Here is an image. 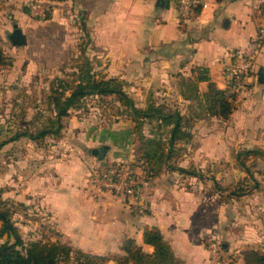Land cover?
<instances>
[{
    "label": "crops",
    "instance_id": "0c3cea01",
    "mask_svg": "<svg viewBox=\"0 0 264 264\" xmlns=\"http://www.w3.org/2000/svg\"><path fill=\"white\" fill-rule=\"evenodd\" d=\"M31 1L0 2V46L11 59L10 65L0 67V87L5 94L10 92L8 97L15 90L28 93L26 82L41 68L54 71L65 59L82 57V63L90 60L98 72L122 81L138 108L161 106L165 112H178L182 123L192 126V136L169 146L172 124L153 119L139 130L130 115L98 117L73 110L62 118L59 134L11 139L30 125L37 130L43 122H34V116L29 120L26 109L20 117L17 111L6 115L26 122L14 131L9 126L2 146L7 156L4 176L11 191L8 201L25 209L26 222L39 225L29 234L35 235L26 239L14 224L22 238L109 257L106 264H118L113 258L125 255L126 240L152 252L153 247L144 242L146 227L159 229L185 264H211L207 245L212 240L221 244L225 254H235L236 264L242 255L248 264L245 255L251 249L264 252V194L257 193L259 187L229 195L215 178L201 179L203 174L180 170L188 169L181 161L187 152H214L199 145L204 136L218 138L209 123H225L234 136L236 129H264V42L255 54L247 89L227 95L225 76L231 53L248 47L264 26V0H206L186 27L178 23L174 0H43L50 5L49 19L32 17ZM15 24L27 36L25 45H13L9 39ZM204 75L237 105L227 121L208 113L209 82L199 79ZM8 99L11 109L16 103L22 107L21 101ZM149 139L154 142H146ZM103 146L102 158L93 153ZM149 149L158 150L154 174L137 163ZM168 154L171 159L166 160ZM116 162L136 163V172L146 174L143 193L149 209L144 213L129 198L98 184L103 169ZM194 165L209 168L206 162L195 160ZM13 241L11 237L9 244Z\"/></svg>",
    "mask_w": 264,
    "mask_h": 264
},
{
    "label": "trees",
    "instance_id": "16d2710c",
    "mask_svg": "<svg viewBox=\"0 0 264 264\" xmlns=\"http://www.w3.org/2000/svg\"><path fill=\"white\" fill-rule=\"evenodd\" d=\"M50 13H48L45 19L50 18ZM7 64H11V59L5 55L3 48L0 46V67ZM65 74L62 76L57 75L50 80L48 90L42 97V101L35 105L34 122L37 119L39 123H42L40 117L46 115L43 112L46 113V109L50 112L45 117V121L40 124L41 126L36 131H32L31 125L27 128L25 127L20 131L19 135H15L11 139L21 135H29L33 139H41L47 134H59L63 128L62 118L68 116L72 109L79 108L84 99L94 97L104 98L107 96L113 97L120 106H124L125 109L120 110L122 114L136 118V129L141 130L146 121L151 122L153 119L161 120V123L166 125L172 124L171 135L168 137L169 146L174 145L180 140L187 141L192 136L189 130L191 127L187 123H182V117L178 112H165L161 107L155 106H149L145 109L138 108L133 98L124 89L122 81L98 72L90 60L76 65L72 72ZM199 79L209 82L205 101L208 113L212 116H217L223 121H227L237 108V105L226 96L224 90L219 89L216 83L210 81L208 76L204 75ZM40 106L42 108H39ZM6 142H0V149ZM146 142L152 143L154 140L149 139ZM157 144L160 145L159 142ZM157 151L146 150L140 157V159H145L148 171L153 174L156 172L154 164L158 163V160L154 163L155 159H157ZM241 154L246 156L264 155V149L261 147L248 149ZM241 154L238 157H241ZM161 157L159 159L162 160ZM169 159H171V154H168L166 157V160ZM242 165H244V162ZM180 170L192 176H197L198 173L201 174L199 171L190 169ZM245 170L249 172L247 168ZM245 187L246 189L239 191L228 189V194H245V192L258 188L259 183L257 182L255 185ZM5 204L7 205L8 203L0 197V212L4 214V217L0 215L2 223L0 226V237L4 234L7 235V239L0 244V250L9 245L0 254V264H106L110 259L109 257L86 253L58 242L44 241L42 239L25 241L13 223L14 211L4 208L3 205ZM19 205L24 206L23 204ZM11 237L14 238V241L9 244ZM144 242L153 247L152 252H146L136 245L134 241L126 240L122 246L125 255L116 256L113 259L118 264H185L183 260L175 255L171 245L164 239L159 229L146 227L144 230ZM247 254L250 255L245 257L248 264L249 258H253L252 254H256V264H264V255L257 254V251H247Z\"/></svg>",
    "mask_w": 264,
    "mask_h": 264
},
{
    "label": "rangeland",
    "instance_id": "374dc122",
    "mask_svg": "<svg viewBox=\"0 0 264 264\" xmlns=\"http://www.w3.org/2000/svg\"><path fill=\"white\" fill-rule=\"evenodd\" d=\"M84 42L81 43L80 49L83 48ZM78 44L76 47V51L78 49ZM75 51V52H76ZM75 52H73V56H75ZM71 56V53H70ZM83 58H77V59H65L61 65L54 66L56 69L54 71L47 70V67L41 68L42 70L36 71L32 77L26 82L27 83V92H22L21 90H15L13 91L8 97V94L10 92H6L5 94V89L3 87H0V142L5 139V131L9 126L13 127L14 129H19L20 127H24L26 122L21 123L19 120L20 113L24 112V109H26L25 112H28L29 114V120L32 118V116L36 112V107L35 105L40 101H42V97L45 95V93L48 90V83L50 80L59 75H66L65 73L67 72H72L74 69V66H76L79 63H82ZM63 67V68H62ZM63 70L62 72H60ZM45 69V70H44ZM52 69V68H51ZM2 85V84H1ZM16 99H13L14 97H17ZM21 97V98H20ZM9 98V99H8ZM7 101H21L22 107L18 103H16L13 108L11 109V105H7ZM13 99V100H12ZM20 103V102H19ZM163 103V102H162ZM157 107V106H156ZM161 107V106H160ZM39 108H42L40 106ZM44 108V107H43ZM163 108V107H161ZM167 108V107H166ZM165 108V109H166ZM121 109H125L124 106H120L119 103L114 100L113 97H94V98H86L82 102L81 106L76 109H72L71 111L75 112L78 111L83 115H88L90 114L95 116L97 115L98 117H106L111 114H118L121 113ZM15 111L16 114H19V117L15 116L12 120L8 119L6 115L12 114ZM50 113L46 109V113L43 112L42 117H40V121L44 122L45 117H47ZM28 120V122H29ZM207 123V122H205ZM236 125V124H235ZM37 126V125H36ZM210 128H214L217 132L218 138H207V136H204L200 138L199 140V145L202 146L204 144V147L207 145V148L212 147L214 152L209 153V154H198L196 153L191 154L187 152L185 155V158L181 161H183L184 164L187 165V168L192 170V169H197L201 174H203V177H200L201 179L209 178L213 180V178L216 179V184L223 188V191L228 194V189H232L235 191H239L241 189H246L245 186H252L255 183H259V191L257 193L264 194V155H252V156H246L244 154L245 150L248 149H254L258 147H262L264 149V129H259L256 130L255 132L252 131H246V130H241V129H236V136H234V132L228 131V125H225V123H209L208 125ZM39 126H37L38 129ZM192 128V126H191ZM228 128V129H227ZM36 131V129L34 130ZM220 132V133H219ZM211 140V141H210ZM197 142L196 140H194ZM193 141L191 145H193ZM6 150L0 151V197L3 199H7V205H3L4 208L11 210V211H16L18 212L15 216H13V223L19 227L21 231H24L23 236L28 239L29 237H33L29 234H32L36 229L38 230V226L36 223H30L26 222L27 219L24 216V211L25 209H22V207H19L18 205L14 203H10L8 200L10 199L11 191L8 187V184H6V177L4 176V168L6 165V160L7 156L5 155ZM184 154V153H183ZM182 154V155H183ZM241 154V157H238V155ZM196 155V159L195 156ZM180 156V155H179ZM179 156H174L176 157L175 161L177 162L179 160ZM195 160L199 161L200 163L206 162L208 164L205 170L199 168L198 166L194 165ZM173 159L171 160V162ZM179 160V162H181ZM244 162V165L242 163ZM211 166H210V165ZM249 170L247 172L245 168ZM190 176V175H189ZM190 178V177H189ZM212 188H214V184L211 183ZM216 187V185H215ZM120 197H124V195L120 194ZM260 211H262V208H260ZM20 214V215H18ZM264 214V213H263ZM18 217V218H17ZM28 217H34V216H28ZM5 239H0V244L2 241ZM250 250V249H248ZM257 251V254H262L264 255V252L259 251V250H250V252H255ZM253 258H249V264H256V259L255 255L252 254ZM246 257L250 255H245ZM238 264H244L243 262V255L242 258L240 256V260L238 261Z\"/></svg>",
    "mask_w": 264,
    "mask_h": 264
},
{
    "label": "built area",
    "instance_id": "2783aa9c",
    "mask_svg": "<svg viewBox=\"0 0 264 264\" xmlns=\"http://www.w3.org/2000/svg\"><path fill=\"white\" fill-rule=\"evenodd\" d=\"M4 1V0H0ZM206 0H174L177 12L178 23L181 27H186L196 10L204 7ZM29 12L36 19H45L50 10L48 2L43 0H33L28 4ZM264 42V26L252 37L248 47L241 51L233 52L230 55L225 76L227 79V95H235L240 88L247 89L249 85L248 77L253 68L255 54ZM147 170L145 159L137 162ZM138 166V165H137ZM136 163L116 162L108 165L99 176L98 184L105 190L122 194L129 198L132 204L140 213L149 209L148 201L143 193V186L147 180L146 174L141 175L136 172ZM210 254L211 264H236L235 254H225L224 249L218 241L212 240L207 245Z\"/></svg>",
    "mask_w": 264,
    "mask_h": 264
},
{
    "label": "water",
    "instance_id": "95a60500",
    "mask_svg": "<svg viewBox=\"0 0 264 264\" xmlns=\"http://www.w3.org/2000/svg\"><path fill=\"white\" fill-rule=\"evenodd\" d=\"M163 1V0H162ZM9 39L13 45H25L27 43V36L26 34L22 31L18 25H14L13 31L9 34ZM106 152V147H101L100 149H94L93 153L96 155H99L101 158L104 156ZM0 215L4 217V214L0 212ZM9 246V245H8ZM8 246L4 247L1 251L0 254L8 248Z\"/></svg>",
    "mask_w": 264,
    "mask_h": 264
}]
</instances>
